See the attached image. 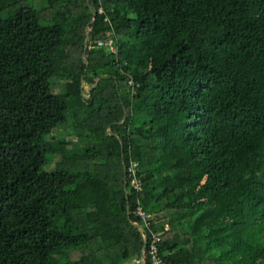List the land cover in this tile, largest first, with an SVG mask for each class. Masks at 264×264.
Instances as JSON below:
<instances>
[{"label":"trees","instance_id":"trees-1","mask_svg":"<svg viewBox=\"0 0 264 264\" xmlns=\"http://www.w3.org/2000/svg\"><path fill=\"white\" fill-rule=\"evenodd\" d=\"M34 1L0 0V264H264V0Z\"/></svg>","mask_w":264,"mask_h":264},{"label":"built area","instance_id":"built-area-1","mask_svg":"<svg viewBox=\"0 0 264 264\" xmlns=\"http://www.w3.org/2000/svg\"><path fill=\"white\" fill-rule=\"evenodd\" d=\"M99 3V8L97 14H103V8H102V0H98ZM113 32L109 31L107 33V38L102 39L99 41V45L101 46H107L109 49L113 51V53H118V47L116 46L115 40L111 37ZM132 86H134V83H131ZM131 167L130 172H131V185L132 187L137 190L141 191L142 190V181L141 179L136 175L135 173V167ZM137 216L142 220L144 227L148 228L150 227V221H151V216L147 214L143 208L139 207L136 212ZM162 235L161 234H153L151 236V239L147 241V248L145 249V252L147 254V258L151 260V264H167L161 256V253L159 251L160 245L162 243Z\"/></svg>","mask_w":264,"mask_h":264},{"label":"rangeland","instance_id":"rangeland-1","mask_svg":"<svg viewBox=\"0 0 264 264\" xmlns=\"http://www.w3.org/2000/svg\"><path fill=\"white\" fill-rule=\"evenodd\" d=\"M34 2H35V5L37 7L45 6V3L43 2V0H35ZM53 89L55 90L56 93H58V92H61L62 88L60 86H55ZM70 123L71 122L69 119L68 124L62 125V126L56 128L52 133H50L46 137V140L47 141H55V139L68 140L69 141V145H68L69 150H74L75 146L79 144V141H78V138L74 135V129L71 127ZM47 158H48V164H47V167L45 168V171H47V172L55 171L58 164H60L59 158L57 156H53L50 154H48ZM63 167H66V166H63Z\"/></svg>","mask_w":264,"mask_h":264},{"label":"water","instance_id":"water-1","mask_svg":"<svg viewBox=\"0 0 264 264\" xmlns=\"http://www.w3.org/2000/svg\"><path fill=\"white\" fill-rule=\"evenodd\" d=\"M93 17H95V15H93ZM147 248V239L145 241V248L142 250V253L145 252V249ZM140 263L141 264H144V256L141 257V260H140Z\"/></svg>","mask_w":264,"mask_h":264},{"label":"crops","instance_id":"crops-1","mask_svg":"<svg viewBox=\"0 0 264 264\" xmlns=\"http://www.w3.org/2000/svg\"><path fill=\"white\" fill-rule=\"evenodd\" d=\"M43 2H44V0H43ZM38 3V2H37Z\"/></svg>","mask_w":264,"mask_h":264}]
</instances>
